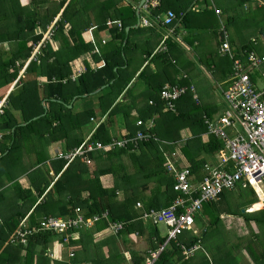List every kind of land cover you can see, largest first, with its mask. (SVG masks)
I'll return each instance as SVG.
<instances>
[{
  "label": "trees",
  "instance_id": "16d2710c",
  "mask_svg": "<svg viewBox=\"0 0 264 264\" xmlns=\"http://www.w3.org/2000/svg\"><path fill=\"white\" fill-rule=\"evenodd\" d=\"M66 1L59 0L55 5L54 0H0V101L5 100L0 114V168L6 169V177L11 184L5 188V183H0V264H51L48 251L53 242H63V235L38 231V221L44 217H72L75 209H79L86 219L105 212L108 214L107 220L102 219L89 229L75 231L80 232V237L70 240V245H66L73 247L74 251L79 247V254L84 256V261L89 256L93 264H119L121 260H128V264H144L146 258L143 255L126 250L129 254L127 258L121 248L129 243V235L135 233L139 237L147 235L152 252L158 251L166 241V237L159 236L155 225H151V222L147 224L145 222L148 220L141 219V212L166 208L177 197L172 189L174 179L165 167L164 153L173 148L169 145L181 141V130H190L192 136L184 141L181 152L186 161L185 167L190 169L191 180L195 183L200 181L202 168L206 163L203 154L212 157L221 152L223 146L213 136L208 135L206 141L201 139L206 134V126L202 120L205 110L195 105L188 93L175 101V112L162 111L163 103L159 99V92L148 98H141L142 105L131 97L127 102H117L124 91L129 96L132 89H127L130 78L124 75L126 68L123 66L126 62L122 58V52L125 53L128 44L127 36L130 34L124 28L129 23L121 18L128 15L131 24L135 23V10L130 4L114 7V20H120L124 26L120 32L115 28L110 29L113 39L118 41L110 52L103 54L104 66L93 71L86 65L85 72L76 82L62 84L60 81L71 74L70 62L92 50L91 44L83 37L88 24L82 21L83 24L74 23L75 14L78 16L80 11L74 9L75 0L68 3ZM183 1L162 0L154 15L165 10H172L177 16H183L182 20H186L187 16L198 15L185 11L187 4ZM61 10L60 18L56 19ZM101 10L98 12L107 13L108 8ZM206 12L207 10L204 13ZM212 13L214 14L213 11ZM66 22L71 24V28L65 34ZM52 24L54 34L51 41L42 49L38 61H31L26 65L32 47L42 40L43 33ZM102 26H105L104 22L99 24V28H103ZM53 41L60 44L57 50L52 48ZM4 45L7 46L6 49ZM165 54L155 53L153 57ZM224 59L229 68L231 61ZM23 69L24 78L19 77ZM41 78L45 82L39 81ZM53 79L59 82L52 83ZM164 83L158 84V91ZM102 87H106L108 92L104 94L101 90L98 93V111L87 109L74 113L67 108L73 97L89 96ZM182 102H189L187 109L180 108ZM103 116L101 124L96 129L93 125L89 131V142L107 145L112 139L132 136L138 130L144 131L143 127L136 126L137 121L145 122L150 119L154 126L148 133L156 140L141 143L136 150L87 152L75 157L65 169V160H52L47 147L55 142H64L67 150L77 148L87 138L80 136L81 127L91 124V118L99 120ZM118 116L125 126V132L117 137L114 125L117 124ZM33 142L35 145L31 147ZM26 150L34 156L33 167L36 169L34 168L35 176L32 177L29 188L23 189L17 181L18 177L10 175L14 171L11 170L12 166L22 164L21 153ZM87 160L91 163L87 164ZM43 166L46 167L44 171L41 169ZM106 176L112 179L110 187L102 183V178ZM223 193L224 191L218 199ZM217 200L204 204L201 210H207L212 225L220 222L222 214L215 207ZM256 202L254 199L251 204ZM137 203L141 204L142 209H136ZM2 209H5V214ZM29 213V225L33 230L26 237V244L8 241L20 220ZM229 214L242 216L240 212ZM108 222H121L124 227L118 235L95 243V234L108 233ZM190 233L192 232L185 231L175 241H170L153 264H210L205 254L195 258L199 250L191 258L184 259L177 243L187 248L200 244L199 237ZM116 238L120 240V247H117ZM103 244L109 245L113 251L112 253L109 249L108 258L99 254ZM71 263L82 264L76 256L71 259ZM55 264L68 263L55 261Z\"/></svg>",
  "mask_w": 264,
  "mask_h": 264
},
{
  "label": "crops",
  "instance_id": "0c3cea01",
  "mask_svg": "<svg viewBox=\"0 0 264 264\" xmlns=\"http://www.w3.org/2000/svg\"><path fill=\"white\" fill-rule=\"evenodd\" d=\"M24 1L26 2V0ZM58 1L59 0H54L55 5ZM69 1L70 0H67L66 3ZM110 1L114 2L113 7L116 8L130 4L135 10L136 15V21L132 24L128 15L121 17L126 23H129L124 28L127 33L130 31V34L127 36L128 44L125 53L122 52V58L124 59V62H126V64L123 66L124 69L126 68L124 75L130 78L127 89L131 87L132 89L129 96H126V92L124 91L117 99L118 103L127 102L130 97L141 101V98H148L154 94H158V92L160 99V91L165 86L185 87L188 91L187 93L191 96V100L195 103V105L205 110V113L202 115V120L203 124L206 126L207 120L215 121L223 115L225 104L222 98V91H224L226 86H228V80L232 75V60L228 55H221L219 50L222 42L221 29L223 28L226 32L227 40L231 49V55L237 57L238 53L241 51H252L256 55H264V26L262 27L261 25V28H256L258 29L256 36L250 35L248 40H243L241 37V34H244V31H246L245 34H248L247 26L251 25L254 20H264V0H184L183 3L187 4L185 11L188 10V12H195L198 14L196 16L191 15V17L187 16L186 20H182L183 16H177L172 10H165L154 15L155 11H157L160 7L162 0H158L159 5L157 7L149 6L150 3L155 0H144L140 8L139 4L141 0ZM82 4H84V0H75L74 9L79 10L80 14H78V16L75 14L74 18H78L79 22L82 21L83 23H86L87 20H84L83 17H85V19L88 18L86 17L87 12L82 13L84 16L81 15L83 10L81 7ZM91 7L92 6L86 7V10L93 13L98 12L96 9H88ZM205 10H207L206 13H204ZM215 10H218L220 13L216 14ZM249 10L250 12L256 13V15L247 21H241V18H238L240 16V11L244 12L245 14H249L250 17L251 13ZM137 11L139 12L138 16L136 14ZM167 11H172L175 14V19L173 20L172 25L163 26L160 23H155L150 27H146L142 24V21L144 20L152 23L154 17L157 16H160L161 19L164 18ZM61 13L62 10L56 19L60 18ZM199 13H201V16H199ZM111 16H108V20H105V22L108 21L107 25L109 24L107 28L105 26H102L103 28L101 29L99 28V24H103L104 18L94 19L92 17L93 19L87 21L88 26L87 30L83 32V37L96 51H101L103 50L102 48H105V45H111L112 42L118 41L113 39V36L109 31L110 29L115 28L117 32H120L123 29L124 23L120 20H114V18H111ZM73 21L75 20L73 19ZM70 28L71 24L66 22L64 33L66 34ZM96 36L99 39L98 42L95 40ZM164 38H166V40H164V43H162ZM104 41L106 42L105 44ZM125 42L123 45H125ZM112 44L113 45L107 51H111L115 43ZM59 46L60 44L57 41L52 42V48L54 50H57ZM4 48L6 49L7 46L4 45ZM214 50L220 56L218 60L214 59ZM92 51L93 50L70 62L69 65L71 68V74L68 78L62 79V81H60L62 84L65 85L68 81L76 82L77 78L85 72L86 65L93 71H96L104 66V64L97 65L98 61L103 60V54L101 57H98L96 56L97 52L93 53ZM155 53L166 54L161 56L159 55L158 58H154L153 56ZM224 58H228V60L231 61L229 68H227V63L224 61ZM20 76L22 78L25 77L22 72H20L19 77ZM39 81L45 82L44 78H41ZM51 82L58 83L59 80L53 79ZM162 82L165 83L158 91L156 87ZM191 89H193V91H191ZM101 90L104 94L108 92L106 87H102L99 89V92L92 93L89 96L83 95L82 98L75 96L69 105H67V108L75 111L74 108L78 105L77 108L82 109L85 103H83L81 100L90 96H94V94L100 93ZM96 99L98 102V98ZM160 101L162 100L160 99ZM94 103L95 101L88 103L87 109H95V111H98L97 107L94 106ZM162 103V111L167 112L168 110H165V104L163 101ZM188 103L182 102L180 104V108L187 109ZM149 104H152V102L149 101ZM175 110L176 107L174 108L173 112H175ZM104 117L105 116L101 117L98 121H102ZM119 119H121L120 116H118L116 120L117 124L114 125L117 130V137L125 132V126L121 124ZM94 121L96 120L94 119ZM149 122L150 124L148 125ZM144 124V130L147 128V131L149 132L151 129H153L154 125L151 119L145 121ZM206 134L201 137L202 140L206 141L208 135L213 136L214 138L218 139L223 146V142L219 138L208 133L207 126ZM149 135L152 136L150 133ZM180 136V142L169 145L173 147L171 150L172 152L169 151L165 154H167L179 165L185 166L184 162L186 161L181 152V148L184 145V141L191 138L192 135L189 129H183L180 131ZM1 140L2 134L0 133V141ZM52 145L56 150L58 149L61 151L62 147H64V142H55ZM222 150H224V146ZM220 153H222V151L213 155L212 157L203 154V157L206 160V163L216 164L218 162ZM51 158L52 160H57L54 159V157ZM25 178L26 175L23 174V176H21V178L18 180V183L23 189H28L29 183L28 181H25ZM102 183L104 186L110 187L112 184V179L109 176H106L102 178ZM10 185L5 183V188L9 187ZM236 190L243 191L249 195L247 202L241 206V209L244 210V213H241L242 216L230 215L229 213H237L234 210L223 209L222 214L220 215V222L214 224V226L222 223L225 231L230 232L231 235L234 233V235L231 237H229L227 234L223 235L225 243L224 252L222 250V252L219 253L223 256L222 263L216 262L215 259L212 260L211 258H207L210 264H264V186L262 185L259 187V189H253L245 183H238L234 189L230 190V192ZM254 199H256L257 202L252 205L251 201ZM219 201L220 199H218L216 202ZM2 211L4 212L5 209H2ZM3 214H5V212ZM30 217L31 216L29 213L24 218H22L15 231L18 229L20 223L23 220H25V224L29 228H32V226L29 225ZM142 222L144 223V220H142ZM145 223L151 224L150 222L148 223V221ZM89 228L91 227L82 228L79 231ZM14 232L10 235L8 241L11 240V236L14 234ZM189 232H192L193 235L199 237V234L194 232L193 229ZM79 233L80 232H73L74 235L71 241L77 240L80 237ZM110 236L114 237V235L108 234L106 232H99L95 234L93 239L95 243H98L108 239ZM159 236L163 237L160 235V233ZM137 238L140 239L137 240ZM132 239L134 240L132 241ZM115 240L117 241V247H120V240L118 238ZM199 242L200 244L197 245L200 251L201 240H199ZM143 244H145V248H142ZM252 245H254L256 248L249 251V248H251ZM109 249L113 253L109 245L103 244L99 251L100 256L108 258L110 254ZM126 250H133L141 256L143 255V257L146 258L144 264H153L159 253L162 251L161 249L156 252L150 251L147 235L145 237H139L137 233L129 235V243L126 245V247L121 248V251L124 252V254L126 253ZM69 251H73L76 259L81 260L82 264H93L92 260H89V256H87V261H84V256L79 254V247L74 251L73 247L70 248V246L68 247L66 245H61L59 241L53 242L48 251L52 260L51 264H55V261H65L68 264H71V259L69 261L67 257ZM125 255L127 258H129L128 253ZM126 262V264H128V260H126Z\"/></svg>",
  "mask_w": 264,
  "mask_h": 264
},
{
  "label": "built area",
  "instance_id": "2783aa9c",
  "mask_svg": "<svg viewBox=\"0 0 264 264\" xmlns=\"http://www.w3.org/2000/svg\"><path fill=\"white\" fill-rule=\"evenodd\" d=\"M158 5V0H155L149 6L157 7ZM215 13L219 14L220 12L215 10ZM174 19L175 14L172 11H167L164 18L161 19L160 16H157L154 17L152 23L144 20L142 24L146 27L155 23L170 26ZM53 29L52 24L43 33L42 40L32 47L30 57L25 62L26 65L31 61H38L42 49L52 39ZM221 31L222 42L219 50L221 55H228L232 60V75L228 80V86L222 91L225 104L223 115L215 121L207 120L206 126L209 134L223 142L224 150L220 153L216 164L205 163L203 165L201 179L196 183L191 180V171L187 166L179 165L164 153L166 171L174 179L172 189L177 193V197L166 208L141 212V219L148 220L155 226L162 224L166 228V241L160 247L161 250L170 241H175L183 232L192 230L195 216L202 210V206L217 200L223 191L234 189L238 183H245L253 189H259L264 183V55H256L252 51H241L237 57L231 55L226 32L223 28ZM23 71L24 69L22 73ZM261 79L263 85L258 84ZM187 92L185 87H163L160 91V99L165 104V110L173 112L175 101ZM4 103V99L0 101V114H2ZM90 121L95 122L92 118ZM100 124L101 121H97L94 129ZM144 125L142 121L136 122L138 127ZM89 136L77 148L65 154L58 152L54 159L65 160V169L75 157L87 152L113 149L136 150L141 143L150 139L156 140L149 135L147 128L144 131L138 130L129 137L112 139L107 145L89 142ZM57 151L60 150L57 149ZM86 163L90 164L91 162L87 160ZM136 206L138 209H142L140 203H137ZM102 219H108L107 212L86 219L79 209H75L72 217H44L40 219L38 231L63 235L61 245L65 246L73 239V232L92 227ZM123 227L121 222H108L107 232L118 235ZM32 230L23 220L11 236V240L25 245L26 237L32 234ZM177 246L183 252L184 259L191 258L199 250L198 245L187 248L185 245L177 243ZM67 257L70 261L74 257L73 251H69Z\"/></svg>",
  "mask_w": 264,
  "mask_h": 264
},
{
  "label": "rangeland",
  "instance_id": "374dc122",
  "mask_svg": "<svg viewBox=\"0 0 264 264\" xmlns=\"http://www.w3.org/2000/svg\"><path fill=\"white\" fill-rule=\"evenodd\" d=\"M26 2H29V0L26 1ZM113 5H114V2L110 1V3H109V0L108 1L107 0H84V4L81 5L83 10L82 9L81 10H82V13L83 12L84 13L87 12L86 17H88V18L87 19H85V17H83V18H84V20H87V21H90V19H93V18L94 19L104 18L105 27L107 28V26H109V24L107 25L108 21L105 22V20H108L107 17L111 16V14L113 15V16H111V18H114V16H115L114 15L115 14V9H114ZM89 6H92L91 8H88L89 10L92 9V8H95V7H97V11H102L101 9L105 10L106 8H108V10H107V13H99V12L93 13V12H90V11L86 10V7H89ZM113 9H114V11H113ZM249 12H250V10H249ZM250 13L251 14H250V17H249V14H245L244 12L240 11V16L238 18H241V21H243V20L247 21L248 19H251L252 17H254L256 15V13H254V12H250ZM82 16H84V15H82ZM74 20H75L74 23L75 22L76 23L79 22L78 18H74ZM87 21H86V23H87ZM81 24H83V23H81ZM261 25H262V27L264 26V20H262V19H260L259 21H257V19L254 20V22H252L251 25L247 26L248 34H245L246 31L243 32L244 34H241V37L243 38V40H248L250 35L256 36L257 31H258V29H256V28H258V27L261 28ZM93 37L95 38L94 35H93ZM95 40L97 42L99 41L97 36H96ZM105 43L106 42L104 41V44ZM112 43H115V42H112ZM112 43H111V45H105L104 46L105 48H102L103 50H101V51H96L93 48H91L93 50L92 52L93 53L97 52L96 56L101 57V55L104 54L113 45ZM219 57L220 56L218 55V53H216V51L214 50V59L218 60ZM99 64H105L104 60L98 61L97 65H99ZM258 84L259 85H263V80L261 79L258 82ZM223 88H224V86H223ZM98 96H99L98 94L97 95L94 94V96H90V97L84 98L82 100L79 99V100L83 101V103H85L84 107L82 109H80V108H77L78 105L75 106L74 113H76L78 111H83L84 109H87L88 108V103H90V102H94L95 101L94 106L97 107V99L96 98H98ZM136 101H137V104H140V105L142 104V101H139V100H136ZM119 120L121 121V124H122V120L121 119H119ZM97 121L98 120L96 119L95 122H91V124L87 123L86 124L87 126H84L83 128L81 127L80 132H79L80 136L81 137L83 136V138H85L87 136V134L89 133V131L92 129L93 125H95L97 123ZM34 145H35L34 142L30 144L31 147L34 146ZM28 150H26L25 152L21 153L22 164L21 165H17V166H12L11 170H14V171H13L12 175H10V176H12L13 178H17L18 177V180H19L21 178V176H23V174L24 175L27 174L29 176L28 177L26 176L25 181H28V183H30L32 177L34 178V176H35L34 170L36 168L33 167L34 166L33 162H34L35 158H34L33 155H31L28 152ZM46 150H47V153L49 154L50 157H56L58 152H64V154L66 152H68L66 147H62L61 151H57L52 144H51V146L47 147ZM15 169H16V171H15ZM41 169L44 171L46 169V167L43 166ZM0 180H1V182H4V183L10 185V183H8L9 180L6 177V169L5 168H0ZM263 186H264V183H263ZM248 198H249L248 193H245L243 191L236 190V191L230 192V190H225L223 195H222V197L219 198L220 201L216 202L215 207H216V209H218V211H217L218 213L222 212L223 209L234 210L236 213H238V211H239L241 213V211L243 210V209H241V206L244 203L247 202ZM136 209H138L137 206H136ZM206 211L207 210H205L204 212L201 211L200 213H198L195 216V222H194V226L192 228L194 232L199 234V239L202 242L201 243V250L198 251L195 254L196 255L195 258L198 259L201 256V254H205L206 257L211 258L212 260L215 259L216 262H218V263L219 262L222 263L223 262V256L221 254H219V253L222 252V250L224 252L225 243H224L223 235L227 234L229 237H231L232 235H234V233L231 235L230 232L225 231V229L222 226L223 225L222 223H220L217 226H214V225L212 226V224L210 223L211 222V218H210L209 215H207ZM252 211H254V210H252ZM156 228H157L158 232L160 233V235H162L163 237L166 235V231L167 230L164 227V225L158 224V225H156ZM139 239L140 238H137V240H139ZM133 240L134 239H132V241ZM134 242L137 243L136 241H134ZM142 248H145V244H143ZM254 248H256V247H254V245H252V247L249 248V251L254 249ZM139 249H141V248H139ZM120 262H121V264H126L127 263L125 260H121ZM120 262H119V264H120ZM238 264H240V263H238Z\"/></svg>",
  "mask_w": 264,
  "mask_h": 264
},
{
  "label": "water",
  "instance_id": "95a60500",
  "mask_svg": "<svg viewBox=\"0 0 264 264\" xmlns=\"http://www.w3.org/2000/svg\"><path fill=\"white\" fill-rule=\"evenodd\" d=\"M143 2H144V0H141V2H140V4H139V8H140L141 5L143 4ZM138 13H139V12L137 11V12H136L137 16H138ZM97 92H99V89L96 90L94 93H97ZM263 205H264V201H263ZM241 213H244V210H242Z\"/></svg>",
  "mask_w": 264,
  "mask_h": 264
}]
</instances>
